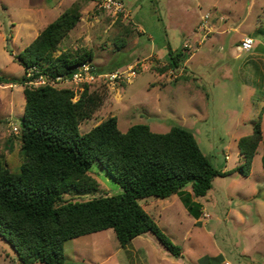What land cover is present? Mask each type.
<instances>
[{"label": "rangeland", "instance_id": "374dc122", "mask_svg": "<svg viewBox=\"0 0 264 264\" xmlns=\"http://www.w3.org/2000/svg\"><path fill=\"white\" fill-rule=\"evenodd\" d=\"M122 1L125 10L115 13L102 7V0H0V73L14 80L0 83V158L13 171H19L24 160L26 69L15 55L79 3L81 19L55 54L91 50L93 62L103 71L136 72L112 84L104 79L67 87L74 91V101L86 87L102 98L92 117L80 123L81 133L110 116H117L122 131L146 123L165 133L180 125L195 134L217 169L240 165L244 159L238 141L252 133L264 108V0ZM207 13L210 18L203 25ZM244 35L255 39L254 48L239 53ZM169 47L187 57L182 67L162 73ZM262 129L264 136V112ZM263 153L264 140L249 176L239 171L218 175L204 197H195L188 184L185 190L202 205L199 217L177 193L140 199L162 230L182 246L181 257L173 256L152 232L122 246L109 228L67 240L66 264H264ZM89 174L99 189L65 194L66 200L123 192L99 161ZM5 259L6 264H23L0 235V264Z\"/></svg>", "mask_w": 264, "mask_h": 264}, {"label": "trees", "instance_id": "16d2710c", "mask_svg": "<svg viewBox=\"0 0 264 264\" xmlns=\"http://www.w3.org/2000/svg\"><path fill=\"white\" fill-rule=\"evenodd\" d=\"M80 4L65 9L39 36L15 55L26 69L46 74L71 73L91 50L73 55H56L61 41L79 23ZM168 62L160 71L182 67L187 54L169 47ZM28 77H22L26 84ZM0 83H14L0 73ZM26 99L22 120L24 160L13 171L0 158V235L17 252L23 264H66L67 240L114 229L122 246L135 237L152 232L175 257L183 248L162 230L140 203L141 198H167L179 194L190 212H203L193 199L204 197L218 175L239 171L249 176L258 148L264 140L262 114L251 134L238 141L243 162L231 170H219L201 148L197 137L180 125L159 133L149 124L138 123L127 131L119 128L117 116H110L90 131L81 133L80 123L92 117L102 98L88 87L74 101L69 88L51 85L24 88ZM95 161L120 184L123 192L90 200L65 199L69 193H93L99 182L89 174ZM264 166V153L262 155Z\"/></svg>", "mask_w": 264, "mask_h": 264}, {"label": "built area", "instance_id": "2783aa9c", "mask_svg": "<svg viewBox=\"0 0 264 264\" xmlns=\"http://www.w3.org/2000/svg\"><path fill=\"white\" fill-rule=\"evenodd\" d=\"M101 6L113 10L115 13L122 12L125 10V4L122 0H102ZM210 18V14H205L203 18V25ZM255 39L251 36H245L241 39L238 45L239 52H249L254 48ZM130 74L135 75L133 68L129 70ZM129 73L123 70L103 71L101 70L93 60H85L78 64L71 73L63 74H46L41 73L38 69L29 68L26 76L28 80L27 85L41 86L51 85L58 88H67L71 84H86L93 83L100 80H106L109 83H115L122 77H129ZM17 130L18 128L15 127Z\"/></svg>", "mask_w": 264, "mask_h": 264}, {"label": "crops", "instance_id": "0c3cea01", "mask_svg": "<svg viewBox=\"0 0 264 264\" xmlns=\"http://www.w3.org/2000/svg\"><path fill=\"white\" fill-rule=\"evenodd\" d=\"M245 36H247V35H244L243 38H244ZM240 41H241V40H240ZM237 51H238V48H237ZM238 52H239V51H238ZM239 53H240V52H239ZM238 55H239V54H238ZM185 63H186V62H185ZM163 75H164V74H161V76H163ZM6 260H7V259L4 260V264H6Z\"/></svg>", "mask_w": 264, "mask_h": 264}]
</instances>
